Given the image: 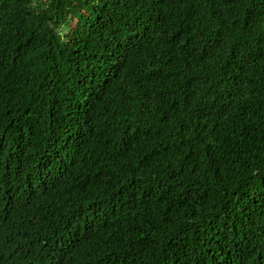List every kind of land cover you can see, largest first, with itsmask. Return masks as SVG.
<instances>
[{
  "label": "trees",
  "instance_id": "1",
  "mask_svg": "<svg viewBox=\"0 0 264 264\" xmlns=\"http://www.w3.org/2000/svg\"><path fill=\"white\" fill-rule=\"evenodd\" d=\"M0 264H264V0H0Z\"/></svg>",
  "mask_w": 264,
  "mask_h": 264
}]
</instances>
